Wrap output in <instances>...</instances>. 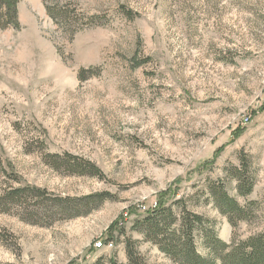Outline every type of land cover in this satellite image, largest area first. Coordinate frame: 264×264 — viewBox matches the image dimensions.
I'll return each mask as SVG.
<instances>
[{"label": "rangeland", "instance_id": "374dc122", "mask_svg": "<svg viewBox=\"0 0 264 264\" xmlns=\"http://www.w3.org/2000/svg\"><path fill=\"white\" fill-rule=\"evenodd\" d=\"M17 11L19 27L0 28V264H126L127 239L145 264H176L137 224L159 202L226 243L264 230V0H19ZM68 159L100 172H71ZM219 191L245 207L236 230Z\"/></svg>", "mask_w": 264, "mask_h": 264}, {"label": "trees", "instance_id": "16d2710c", "mask_svg": "<svg viewBox=\"0 0 264 264\" xmlns=\"http://www.w3.org/2000/svg\"><path fill=\"white\" fill-rule=\"evenodd\" d=\"M19 0H0V28L12 27L17 29ZM45 9L49 17L56 23L68 22L70 13L64 6L48 4ZM264 105L260 108L263 109ZM58 158L57 155H55ZM70 158V157H69ZM67 165L72 171L83 174L88 172H100L97 167L89 164H81L68 159ZM1 164V163H0ZM1 166V165H0ZM241 175V173H239ZM243 174V173H242ZM236 176L239 180L237 189L240 194L251 191L252 184L244 182V175ZM240 176V177H239ZM241 180V181H240ZM22 189H10L8 193H18ZM215 196L222 213L227 215L228 222L233 230H236L239 220L246 219L245 207L239 205L235 198L229 196L225 191ZM143 229L142 233L146 240L156 245L163 254L176 264H264V230L252 234L246 239H239L234 234L231 242L226 243L218 238L212 226L203 227V217L183 211L179 216L171 208L164 207L159 202L142 221L137 223ZM203 230L201 235L206 254L198 251L195 244L196 229ZM126 264H145L134 242L130 239L125 241ZM93 264H121L114 255L109 258L99 257Z\"/></svg>", "mask_w": 264, "mask_h": 264}, {"label": "built area", "instance_id": "2783aa9c", "mask_svg": "<svg viewBox=\"0 0 264 264\" xmlns=\"http://www.w3.org/2000/svg\"><path fill=\"white\" fill-rule=\"evenodd\" d=\"M246 120H247V118H246ZM101 245H102L101 242H98V243L96 244V246H98V247H100ZM108 245L111 246V243H108Z\"/></svg>", "mask_w": 264, "mask_h": 264}]
</instances>
